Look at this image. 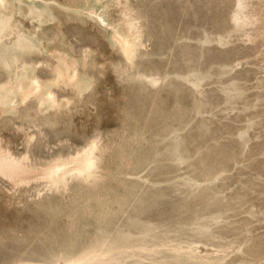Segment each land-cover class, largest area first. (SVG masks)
<instances>
[{"label": "rangeland", "instance_id": "obj_1", "mask_svg": "<svg viewBox=\"0 0 264 264\" xmlns=\"http://www.w3.org/2000/svg\"><path fill=\"white\" fill-rule=\"evenodd\" d=\"M31 74L59 105L18 99ZM0 112L1 153L95 145L89 174L0 173V264H264V0H0Z\"/></svg>", "mask_w": 264, "mask_h": 264}, {"label": "bare ground", "instance_id": "obj_2", "mask_svg": "<svg viewBox=\"0 0 264 264\" xmlns=\"http://www.w3.org/2000/svg\"><path fill=\"white\" fill-rule=\"evenodd\" d=\"M118 39L120 50L126 57H131L135 43L130 40L129 37ZM58 57L61 62L57 66L55 82L59 85L62 84L64 86H69L76 91H80L84 85V82L78 76L77 68L73 66L74 63L70 64L68 60L69 58H66L67 56ZM23 80L24 79L17 81L19 82V85L15 82L16 86H19L21 89H19L21 92H18V99L20 101H23L30 96H34L37 100V111H45L48 108H53L56 104H58L56 100L57 97L55 98L53 95L52 89L43 87L45 85H41L34 74L29 76L27 75L29 84H27L28 89L25 88L27 89L26 91H22L24 88ZM60 104L63 106L68 103L61 102ZM0 149L2 151V148ZM94 150L95 145H91L81 153L76 154L74 157L68 159H56L48 163H38L33 161L27 156V153L25 156L23 155L24 157L21 156L22 158H18L12 156L10 151H7L6 153L0 152V173L10 178L14 184H29L31 182L57 183L61 181L62 178L69 172L89 174L91 169H93L95 159ZM3 151H5V149Z\"/></svg>", "mask_w": 264, "mask_h": 264}]
</instances>
